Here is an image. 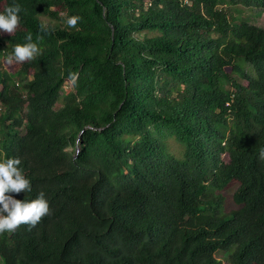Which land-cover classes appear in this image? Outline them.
I'll return each mask as SVG.
<instances>
[{"label":"trees","instance_id":"1","mask_svg":"<svg viewBox=\"0 0 264 264\" xmlns=\"http://www.w3.org/2000/svg\"><path fill=\"white\" fill-rule=\"evenodd\" d=\"M221 1L264 11L0 0V12L22 7L0 37V162L20 158L32 189L8 195L43 192L50 208L0 234L3 264H222L219 251L264 264V28L232 25ZM29 35L39 52L9 65ZM233 186L238 208L225 211Z\"/></svg>","mask_w":264,"mask_h":264},{"label":"clouds","instance_id":"2","mask_svg":"<svg viewBox=\"0 0 264 264\" xmlns=\"http://www.w3.org/2000/svg\"><path fill=\"white\" fill-rule=\"evenodd\" d=\"M22 7L13 4L4 8L0 12V32L14 33L20 26L21 17L19 13ZM80 20L78 16L67 18V25L75 28ZM41 31H47V25L41 24ZM28 43L17 44L12 55L7 57L9 65L23 63L35 58L39 52L37 45L31 42L32 37H27ZM70 79L75 82L76 74H70ZM258 158L264 161V149L259 152ZM21 164L20 158H9L6 162H0V234L5 232H15L21 225H28L29 230L35 227L43 217L50 215L49 202L45 194L41 192L36 199L24 200L14 198L8 193L30 192V181L25 178L18 165Z\"/></svg>","mask_w":264,"mask_h":264},{"label":"rangeland","instance_id":"3","mask_svg":"<svg viewBox=\"0 0 264 264\" xmlns=\"http://www.w3.org/2000/svg\"><path fill=\"white\" fill-rule=\"evenodd\" d=\"M220 8L227 9L230 14V21L232 25L237 26L240 21L245 20L251 24L260 26L264 28V11L258 8H251V7H244L241 5L232 6L226 4L224 1H221ZM52 20V19H51ZM53 21V20H52ZM9 33H3L0 32V37H4L8 35ZM5 56L0 55V62H3V66H5ZM171 145L174 147L175 144L171 143ZM235 190V187H231L230 189L223 192L224 195V210L225 211H231L238 208V205L233 200V192ZM216 256L221 259L222 264H230L227 260L228 253L224 251H219ZM0 264H3L2 260L0 259Z\"/></svg>","mask_w":264,"mask_h":264},{"label":"built area","instance_id":"4","mask_svg":"<svg viewBox=\"0 0 264 264\" xmlns=\"http://www.w3.org/2000/svg\"><path fill=\"white\" fill-rule=\"evenodd\" d=\"M188 2V1H187Z\"/></svg>","mask_w":264,"mask_h":264}]
</instances>
